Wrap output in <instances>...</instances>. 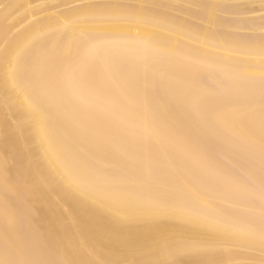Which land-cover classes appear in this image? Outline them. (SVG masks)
Wrapping results in <instances>:
<instances>
[{
  "label": "bare ground",
  "instance_id": "6f19581e",
  "mask_svg": "<svg viewBox=\"0 0 264 264\" xmlns=\"http://www.w3.org/2000/svg\"><path fill=\"white\" fill-rule=\"evenodd\" d=\"M117 14L139 19H97ZM262 48L264 0H0V229L28 233L26 209L98 264L156 241L175 264H259V191L195 142H216L209 117L241 144L258 127Z\"/></svg>",
  "mask_w": 264,
  "mask_h": 264
},
{
  "label": "snow or ice",
  "instance_id": "6c2138e0",
  "mask_svg": "<svg viewBox=\"0 0 264 264\" xmlns=\"http://www.w3.org/2000/svg\"><path fill=\"white\" fill-rule=\"evenodd\" d=\"M102 8H117L118 5H113L106 2L100 5ZM139 19L135 14L130 17H122L120 15H100L97 19L100 22H112L128 19ZM264 53V48H262ZM256 87V82L253 81L246 85L247 89ZM259 125H249L247 129V141L241 144L230 137H224L216 130L215 122L209 117L208 126L210 130L216 131L217 139L215 146L209 147L205 144L196 141L195 146L206 153H214L217 149L221 152L233 151L236 156V165L233 169L235 177L246 188L253 191L258 190L260 194L261 204L264 207V67H262L259 80ZM247 98V97H246ZM259 144V163L253 155H250L256 144ZM11 207H15V202H12ZM24 222L28 224L29 232L26 233L20 229L10 231L7 226L0 229V264H98L95 261H87L77 259L79 255V246H69L63 243L62 240L56 238L50 233H38L31 227L29 219L30 213L26 209H19ZM264 225V221H262ZM33 236L36 239H33ZM261 247L262 259L259 264H264V226L261 231ZM173 243L168 241H156L154 246H150L145 255H149L146 259H128L117 258L103 262V264H175L174 261L160 259L159 257L173 248ZM23 247L30 251H37L42 254L38 259H16L15 252L18 248ZM201 264H219L216 261H203Z\"/></svg>",
  "mask_w": 264,
  "mask_h": 264
},
{
  "label": "rangeland",
  "instance_id": "374dc122",
  "mask_svg": "<svg viewBox=\"0 0 264 264\" xmlns=\"http://www.w3.org/2000/svg\"><path fill=\"white\" fill-rule=\"evenodd\" d=\"M205 80H206V79H205ZM205 80H203V82H205ZM206 84H207V80H206ZM207 85H208V84H207ZM215 143H216L215 140L212 139V140H210V142H209V146H210V147H213V146H215ZM217 151H219V149H217L216 152H217ZM219 153H220V154H219ZM222 153H223V156H224L226 152H222ZM222 153H221V151H219V152H217V153L214 152L213 154H212V153H209V154H211V156L214 157V159H215V161H216V163H217L218 160L220 161V159H221L220 157H222ZM216 156H217V157H216ZM223 158H225V157H223ZM223 158H222V159H223ZM217 159H218V160H217ZM222 159H221V161H222L221 164H223V165L220 164V166H221V167H224V168L227 166V171H228V172H229L230 169H233L234 167H237L236 165H232V166H234V167H232V166H231L230 164H228L227 162H226V164H225V162H223V161H225V160H222ZM225 159H226V158H225ZM226 161H227V160H226ZM224 164H225V165H224ZM218 165H219V164H218ZM228 167H229V168H228ZM228 169H229V170H228ZM225 170H226V168H225ZM231 171L233 172V170H230V172H231ZM232 174H233V176L235 175L234 173H232ZM235 178H236V177H235ZM244 200H245V199H244ZM17 206H18V205H16L15 207L17 208ZM18 208H20V207H18ZM23 229H24V227H23ZM23 231H24V230H23ZM26 251H27L26 253L28 254V253H29L28 251H30V250H26ZM33 252H34V251H33ZM36 252H37V251H36ZM38 253H39V252H38Z\"/></svg>",
  "mask_w": 264,
  "mask_h": 264
}]
</instances>
